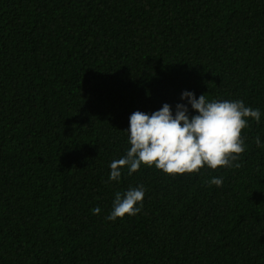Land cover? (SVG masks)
I'll use <instances>...</instances> for the list:
<instances>
[{
    "label": "trees",
    "instance_id": "trees-1",
    "mask_svg": "<svg viewBox=\"0 0 264 264\" xmlns=\"http://www.w3.org/2000/svg\"><path fill=\"white\" fill-rule=\"evenodd\" d=\"M184 91L260 110L240 166L109 180ZM0 264H264V0H0Z\"/></svg>",
    "mask_w": 264,
    "mask_h": 264
},
{
    "label": "clouds",
    "instance_id": "clouds-1",
    "mask_svg": "<svg viewBox=\"0 0 264 264\" xmlns=\"http://www.w3.org/2000/svg\"><path fill=\"white\" fill-rule=\"evenodd\" d=\"M181 99H187L197 114L190 115L186 104L178 103L175 114L168 103L151 114L134 111L129 117L127 129L130 148L126 155L110 164L109 180L118 181L121 169L128 174L138 171L141 165L155 166L168 175L199 172L207 166L239 167L233 164L245 151L242 130L248 126L247 118L257 123L261 120L259 109L246 106L242 100H207L202 94L184 91ZM255 143L261 147L260 137ZM210 184L222 186L223 178L213 177ZM144 187L129 188L125 193L116 192L108 220L136 215L141 211ZM140 207H137V204ZM101 209H92L99 214Z\"/></svg>",
    "mask_w": 264,
    "mask_h": 264
}]
</instances>
